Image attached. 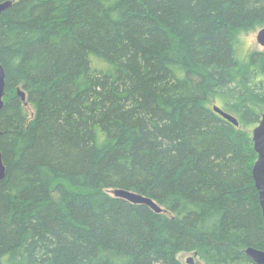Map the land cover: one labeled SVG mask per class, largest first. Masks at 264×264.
Here are the masks:
<instances>
[{"label": "trees", "instance_id": "obj_1", "mask_svg": "<svg viewBox=\"0 0 264 264\" xmlns=\"http://www.w3.org/2000/svg\"><path fill=\"white\" fill-rule=\"evenodd\" d=\"M11 1L0 14V264H181L189 252L254 264L264 52L246 53L242 34L264 27V0Z\"/></svg>", "mask_w": 264, "mask_h": 264}, {"label": "water", "instance_id": "obj_2", "mask_svg": "<svg viewBox=\"0 0 264 264\" xmlns=\"http://www.w3.org/2000/svg\"><path fill=\"white\" fill-rule=\"evenodd\" d=\"M14 1L7 0L0 2V14L3 13L7 8H9ZM256 42L264 48V27L257 31ZM4 86H5V72L3 67L0 65V110L3 107L2 98L4 96ZM21 99H24V93L21 90H17ZM212 111L218 114L227 122L231 123L233 126L238 127L237 119L231 114L225 112L216 105L212 106ZM251 138L253 143V149L257 155V158L252 167V178L254 180L255 188L258 192V198L260 207L262 210V215L264 218V113L259 115L258 124L251 131ZM6 174V168L2 161V155L0 153V181H2ZM112 195L116 198H123L133 204H142L151 208L152 211L159 214L164 212L152 199L144 197L140 194L116 189L112 191ZM247 257H249L255 264H264V252L255 250L253 248H248L245 251Z\"/></svg>", "mask_w": 264, "mask_h": 264}, {"label": "rangeland", "instance_id": "obj_3", "mask_svg": "<svg viewBox=\"0 0 264 264\" xmlns=\"http://www.w3.org/2000/svg\"><path fill=\"white\" fill-rule=\"evenodd\" d=\"M257 31L256 30H251V31H248V32H245V33L242 34L243 47L245 48L243 50L246 51V53H250V52H253V51L254 52H264V48L261 47L256 42ZM19 90H21V89H19ZM21 91L24 93V99L22 100V99L19 98L21 100L20 101L21 105H22L23 109H25L26 115L29 116V117H32L33 113H34V108L29 102H27V98H26L25 92L23 90H21ZM213 105L218 106V103L216 101L214 103H212L211 104V108H212ZM219 106H220V104H219ZM111 195H112V192H111ZM118 199H123V198H118ZM123 200H125V199H123ZM125 201H127V200H125ZM177 258L182 263H184V261L186 259L192 258L193 259L192 264H202L201 261L198 258H195L194 256H192V254H189V253H187V254H179Z\"/></svg>", "mask_w": 264, "mask_h": 264}, {"label": "flooded vegetation", "instance_id": "obj_4", "mask_svg": "<svg viewBox=\"0 0 264 264\" xmlns=\"http://www.w3.org/2000/svg\"><path fill=\"white\" fill-rule=\"evenodd\" d=\"M5 72V71H4ZM17 96L21 99V97L19 96V94H17ZM257 124H258V122H257ZM256 124V125H257ZM252 136V135H251ZM254 181V180H253ZM255 186V185H254ZM258 193V192H257ZM259 199V198H258ZM260 204V203H259ZM262 211V210H261ZM263 216V215H262ZM248 249V248H247ZM253 249H255V248H253ZM255 250H258V249H255ZM246 251V250H245ZM259 251H261V250H259ZM262 252H264V251H262ZM184 254H187V253H184ZM189 254H192V256H194L195 258H198V256H197V254L195 253V252H192V253H190L189 252ZM245 255H246V253H245ZM247 256V255H246ZM249 258V257H248ZM250 259V258H249ZM179 260V259H178ZM251 260V259H250ZM180 261V260H179ZM252 261V260H251ZM181 262V261H180ZM192 262H193V259L192 258H188V259H186L185 261H184V263H182L181 262V264H192Z\"/></svg>", "mask_w": 264, "mask_h": 264}, {"label": "bare ground", "instance_id": "obj_5", "mask_svg": "<svg viewBox=\"0 0 264 264\" xmlns=\"http://www.w3.org/2000/svg\"><path fill=\"white\" fill-rule=\"evenodd\" d=\"M17 95V94H16ZM256 126V125H255Z\"/></svg>", "mask_w": 264, "mask_h": 264}]
</instances>
